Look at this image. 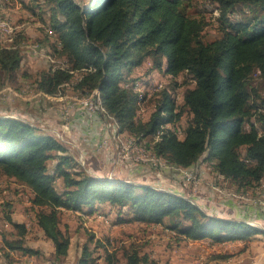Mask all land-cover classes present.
<instances>
[{
  "label": "trees",
  "instance_id": "16d2710c",
  "mask_svg": "<svg viewBox=\"0 0 264 264\" xmlns=\"http://www.w3.org/2000/svg\"><path fill=\"white\" fill-rule=\"evenodd\" d=\"M208 1L219 36L205 42L210 22L201 12L190 13L193 0H29L41 23L48 14L47 37L40 41L54 39L45 48L55 62L38 73L34 93L57 97L70 87L80 97L97 95L119 133L143 143L173 168L198 169L203 161L236 192H255L264 179V95L250 84L255 72L264 78V0ZM239 6L248 19L234 18ZM25 43L19 32L12 44L0 48V73L8 82L21 68ZM149 60L151 70L172 78L185 73L193 84L178 102L162 88L142 120L137 112L144 99L134 85L143 80L129 76ZM184 115L182 131L168 127ZM78 162L66 144L40 126L0 116V178L29 191L34 224L52 243L58 261L67 257L71 244L70 232L61 227L66 212L100 213L115 226L160 225L191 241L264 235L247 222L205 212L183 195L92 176ZM12 206L0 203L7 227L2 241L9 251L30 256L36 251L25 245L28 228L13 220ZM147 263L167 264L142 255L134 241L110 248L108 239L105 244L90 234L74 264Z\"/></svg>",
  "mask_w": 264,
  "mask_h": 264
},
{
  "label": "rangeland",
  "instance_id": "374dc122",
  "mask_svg": "<svg viewBox=\"0 0 264 264\" xmlns=\"http://www.w3.org/2000/svg\"><path fill=\"white\" fill-rule=\"evenodd\" d=\"M76 1L81 4H87L90 0ZM0 2V6H2L0 7V21L6 20L13 26L16 29L14 35L22 32L27 37L26 46L21 48L23 60L16 79L13 82H8L0 73V86L5 85L3 88L0 87V116H15L21 118L55 135L70 148V154L79 161L80 167H83L92 176L106 177L108 179L121 178L123 180L128 179L138 183L149 184L164 191L177 193L191 200L193 199V202L197 201L199 206L201 205V208H204L205 212H209L212 215L222 218H237L234 220H244L264 230L261 209L254 203L257 198L264 196V188L258 185L255 192L248 190L244 194H240L235 191L233 185L220 178L211 166L205 165L203 161H200L199 166H197L199 167L198 169H191L196 173L198 178V183L195 184V182H184L182 173L179 170L187 169H175L169 164L158 165V168H155L148 161H142V157L152 159L150 156L151 152L145 146L138 145V151L140 153L128 152L127 156H125V142L128 143L130 137H123L118 140V147L115 155H113L116 158L114 157L115 159L113 160H105L103 162L101 159L102 156H94L90 160L82 157L78 150L81 139L79 137L74 138L73 136L75 135L72 134L67 135V132L70 130L69 128H64L66 122L62 118V112L69 111L70 113L78 108L86 111V104L82 99L89 97L78 96L79 92L72 91L70 87L65 90V94L58 95L57 97H46L41 95V92L34 93V81L38 73L41 70L47 69L50 63H52L48 57L50 56L47 51L48 48H45V46L46 44H50L54 39L47 38L48 43H42L40 41L44 37H47L44 28L48 25V14L43 16L46 23H41L37 20L36 13L34 14L30 8L32 4L29 0H0ZM211 6L212 4H209L208 0H193V8L190 11L193 14L201 12L210 22V25L203 32L205 42L212 41L219 36L214 20L216 12ZM244 8L242 6L237 7L238 15H234V18L242 20L248 19L249 14L242 11ZM39 41L41 42V46H39ZM150 68L151 61L149 60L141 67L134 68L129 76L143 80L141 82L142 85H139L140 87L137 89L144 99L137 112V116L142 120H146L153 111L155 100V98L152 100L153 95L162 88H167L172 97L178 102L184 90L187 87H192L193 84L189 76L185 73L172 78ZM251 77L250 88L257 90L259 95L263 96L264 78L257 72L253 73ZM144 95H146L145 98ZM95 113L97 112L95 111ZM100 116L103 124L111 125L113 135H116L118 127L113 120L108 116ZM186 120L187 115H184L179 124H171L168 127L182 131ZM77 136H80L79 132ZM0 193V203L10 201L14 203L15 221L18 223H26V227L28 228L27 234L25 235V245L36 251V253L30 256L27 254L23 255L22 253L18 254L14 251H9L3 243V248L10 252L11 257L4 256V250L0 249V264H14L15 261L22 262L21 264H74V261L80 253L81 246L88 240L90 234L95 236V240H102L105 244H107L108 239L110 248L113 246L120 247L124 242L132 239L138 240L139 246L145 247L149 240L152 239L149 236L155 237L156 235H160V232H158L160 229L148 231L144 227H142L143 229L139 227L144 230L142 231L139 228L131 227L132 225H112L109 219L100 213L77 215L76 213L66 212L62 217L61 227L70 232L73 237V247L67 258L58 261L51 254L50 241L43 236L40 229L34 224L35 216L32 208H30L29 191L13 180L0 178ZM257 207L260 211V216L258 215ZM1 215L3 214L0 208V217ZM255 215L257 217H254ZM6 228L3 220L0 218V233L6 230ZM259 236L261 240H257L255 244L258 247L264 248V236ZM179 242L180 239L172 243L169 240H164L162 243H156V246H160L157 249L162 251L169 253L174 251L176 253L178 251L177 247L180 246V244H177ZM90 246L93 247V244ZM230 256L234 255L231 254Z\"/></svg>",
  "mask_w": 264,
  "mask_h": 264
},
{
  "label": "crops",
  "instance_id": "0c3cea01",
  "mask_svg": "<svg viewBox=\"0 0 264 264\" xmlns=\"http://www.w3.org/2000/svg\"><path fill=\"white\" fill-rule=\"evenodd\" d=\"M13 29L14 31L16 30L14 27ZM15 37H16V34L13 35V41ZM1 42H0V48L4 47V45L6 46V45L11 44V43L4 44L3 42L2 43ZM23 46H26V44L21 45V47ZM96 112L97 113L95 115L88 116L80 108L75 109L74 111L70 112V116L67 121V127H64V128L65 129L69 128L70 130L69 132H67V135L72 134V135H75L73 136L74 138L79 137L81 141L83 140V142L80 141L78 150L80 154L82 155V157L86 158V160H90L94 156L95 157L102 156L101 159L103 162H105V160L110 161L116 158L113 155H115L116 153V149L119 143L118 140L123 138L124 135L121 133L119 134L118 131L116 135H112L111 134L112 132L111 133L105 132L102 129L103 121H102V118L100 117V115L102 114L99 111H96ZM70 119H71V123L69 122ZM78 132L80 136H77ZM130 139H132V137H130ZM100 141L101 142L103 141V143L105 144H102V147L99 149L97 148L96 144ZM12 204H13L12 218L15 221L14 203L12 202ZM257 212H258V215L260 216V211L258 207H257ZM76 214L81 215L80 213H76ZM254 217H257V216L255 215ZM228 219H231V218H228ZM234 219H237V218H233L231 220H234ZM240 221H244V220H240ZM124 225H128V224H124ZM128 226H131V225H128ZM131 227H136V228L144 227V229H147L148 231H151L153 229H156V230L160 229L158 231L160 232V235L158 236L156 235L155 237L149 236L153 239V241L152 239L149 240L150 243L148 242V244L145 247L139 246L140 253L142 255L146 254L150 260H154L159 263H167V264H264V248L258 247L257 244H255L257 240H261L259 238L260 237L259 235H262V234H257L249 240L213 242L212 240L207 238V239H203L199 241H191V240H185L183 237L179 236L175 232H174L175 233L174 235L172 233L173 231L165 229L160 225H143V224L135 223V224H132ZM13 238H16V237L13 236ZM72 238L73 237L71 236V244L68 250V255L70 254V250L73 247ZM177 239H180V242L177 243V244H180V246L177 247L178 251H176V253L174 251L172 253L171 252L169 253L167 251H162L160 249H157L160 246H156V243H162L164 242V240H169L170 243H172L176 241ZM131 241H134L136 244H138V240L136 239L129 240L128 242H124L123 244L128 245V243ZM0 243H1L0 249L4 250L3 251L4 256H10V254H7L6 252L7 250L3 248L5 245L3 246L2 233H0ZM115 248L118 249L120 247H115ZM14 252L18 254L21 253L20 251H14ZM53 253H54V247L51 243V254L53 255ZM231 254L234 256H230ZM101 261H102V258H101ZM21 263L22 262L15 261L14 264H21Z\"/></svg>",
  "mask_w": 264,
  "mask_h": 264
},
{
  "label": "built area",
  "instance_id": "2783aa9c",
  "mask_svg": "<svg viewBox=\"0 0 264 264\" xmlns=\"http://www.w3.org/2000/svg\"><path fill=\"white\" fill-rule=\"evenodd\" d=\"M86 115L88 116H92V115H95V109H93V97L91 95V102H89L87 105H86V111H83ZM62 118L63 120L66 122L65 126L64 127H67V121L69 119V116H70V113L69 111L68 112H62ZM105 132L107 133H111L113 135V131H112V127L111 125H105L103 124V128H102ZM101 143V144H100ZM138 143L140 142H136V143H126L125 142V146H126V155L127 156V153L128 152H139L138 151ZM102 144H105L103 143V141L101 142H98L96 144L97 148H101L102 147ZM153 145V144H152ZM145 160V161H148L150 164H152L153 166H155V168H158V163L156 162V159H149V158H143L142 157V161ZM181 171L182 173V178L184 180V182H195V184L198 183V178L196 176V173L191 170V169H187V170H179ZM185 185V183H184ZM263 187H264V179H263V182L262 184ZM187 196V195H186ZM255 204H257L260 209H261V215H262V218L264 220V196L262 197H259L257 198V200L254 201ZM174 234V233H173ZM175 235V234H174Z\"/></svg>",
  "mask_w": 264,
  "mask_h": 264
},
{
  "label": "bare ground",
  "instance_id": "6f19581e",
  "mask_svg": "<svg viewBox=\"0 0 264 264\" xmlns=\"http://www.w3.org/2000/svg\"><path fill=\"white\" fill-rule=\"evenodd\" d=\"M13 35H14V29H13V27L6 20H1L0 21V39H1V41L3 43H11L12 44L13 43ZM48 57H49V59H50L51 62H55L54 60L51 59L50 56H48ZM139 85H140L139 83H136L134 85V88L137 90L138 87H140ZM46 97H50V96H46ZM92 97H93V107H94L95 111H99L102 115L106 116L105 113H104V110L102 109V106H101L99 97L97 95H94ZM82 100H84V103L87 105L89 102H91V97L84 98ZM179 133H180V131H179ZM128 143H136V142H135V139L132 138V139H130L128 141ZM139 145L140 146H144V145H141V144H139ZM148 151L151 152L150 149H148ZM139 153H140V151H139ZM150 156H151L152 159H156V162L159 165H166V164L169 163V162L167 163V161L164 158L155 156L154 154H152V152L150 153ZM261 184H262V182L260 183V186L263 187V185H261Z\"/></svg>",
  "mask_w": 264,
  "mask_h": 264
}]
</instances>
